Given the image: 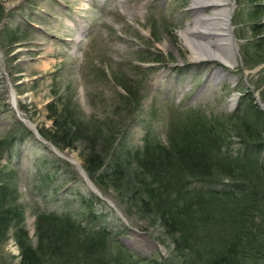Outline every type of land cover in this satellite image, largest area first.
Masks as SVG:
<instances>
[{"label":"rangeland","instance_id":"1","mask_svg":"<svg viewBox=\"0 0 264 264\" xmlns=\"http://www.w3.org/2000/svg\"><path fill=\"white\" fill-rule=\"evenodd\" d=\"M232 1L237 64L230 67L197 58L182 37L200 14L193 0H0V138L10 131L20 136L15 121L32 133L5 151L0 166L14 176L33 243L37 214L56 212L112 231L114 256L121 254L126 264H180L159 222L89 177L85 143L59 149L37 138L34 128L51 129L50 109L65 107L85 131L102 134L99 150L103 138L111 140L106 173L118 163L134 170L145 139L151 135L167 145L172 123L190 110L228 116L251 99L264 112V43L255 46L264 38V0ZM244 141L232 137L221 156L264 161V145L256 149ZM19 260L10 233L0 264Z\"/></svg>","mask_w":264,"mask_h":264},{"label":"trees","instance_id":"2","mask_svg":"<svg viewBox=\"0 0 264 264\" xmlns=\"http://www.w3.org/2000/svg\"><path fill=\"white\" fill-rule=\"evenodd\" d=\"M2 10L0 6V20ZM259 40L255 46L264 43ZM242 108L228 116L188 111L172 123L167 145L151 135L145 139L132 171L118 163L111 172H102L111 140L103 138L99 150L102 134L85 131L65 107L50 109L52 127L38 133L59 149L85 143L83 167L89 177L103 191L119 190L126 203L159 222L172 238L180 264H264V161L259 156H221L232 137L256 149L264 145V112L251 99ZM247 114L255 116L254 122ZM15 124L21 125L20 136L10 131L0 138V161L16 140L32 135L21 122ZM3 169L0 249L11 233L19 264H126L121 254L114 256L118 239L112 231L89 228L70 215L37 214L33 243L22 224L14 176Z\"/></svg>","mask_w":264,"mask_h":264},{"label":"bare ground","instance_id":"3","mask_svg":"<svg viewBox=\"0 0 264 264\" xmlns=\"http://www.w3.org/2000/svg\"><path fill=\"white\" fill-rule=\"evenodd\" d=\"M193 7L200 10V14L195 17L196 25L183 31L182 37L195 56L216 59L230 67L235 66L237 44L231 27L233 1L193 0ZM206 8L209 10L208 13H202L201 11ZM212 36L214 39H211ZM213 44L216 45L215 49ZM235 99L236 97L234 102ZM14 100L15 95L12 93L13 103ZM72 160L78 164V161L73 158Z\"/></svg>","mask_w":264,"mask_h":264},{"label":"water","instance_id":"4","mask_svg":"<svg viewBox=\"0 0 264 264\" xmlns=\"http://www.w3.org/2000/svg\"><path fill=\"white\" fill-rule=\"evenodd\" d=\"M260 108H261V109H264V106H260ZM34 132H35V134H36V137L39 138L38 132H37V130H36L35 128H34ZM52 147H53V146H52ZM53 148H55V147H53ZM55 150H56V148H55ZM57 153H58V152H57ZM58 154H59V153H58ZM93 189L96 190L95 187H93Z\"/></svg>","mask_w":264,"mask_h":264}]
</instances>
